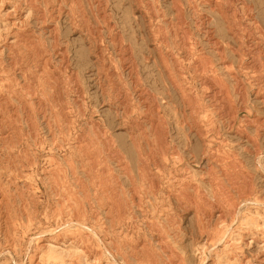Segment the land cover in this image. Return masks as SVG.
I'll list each match as a JSON object with an SVG mask.
<instances>
[{
  "label": "rangeland",
  "instance_id": "1",
  "mask_svg": "<svg viewBox=\"0 0 264 264\" xmlns=\"http://www.w3.org/2000/svg\"><path fill=\"white\" fill-rule=\"evenodd\" d=\"M235 20L208 0H0V264H264V46ZM218 188L235 215L209 208Z\"/></svg>",
  "mask_w": 264,
  "mask_h": 264
},
{
  "label": "bare ground",
  "instance_id": "2",
  "mask_svg": "<svg viewBox=\"0 0 264 264\" xmlns=\"http://www.w3.org/2000/svg\"><path fill=\"white\" fill-rule=\"evenodd\" d=\"M51 1V0H50ZM193 1V0H191ZM210 1L216 8H217V15L218 18L221 20H224V22H226L227 24V28L226 30H228V32L231 34L235 35L236 29L237 27L240 26V24H238V21L235 20L236 17L239 16H243L245 18L246 21H248V23H250L249 25L252 26L253 30L255 31V46L258 45H263L264 46V17H261L259 15L258 12V7L252 6L250 3H247L245 0H208ZM65 5V4H64ZM55 6V5H54ZM27 8V7H26ZM213 8V7H212ZM48 10V9H47ZM62 12V11H61ZM255 12V14H254ZM54 15V14H53ZM56 16V15H55ZM40 23V22H39ZM205 27V26H204ZM211 32V31H210ZM243 33V32H242ZM247 33V32H246ZM52 34V33H51ZM253 34V33H252ZM237 36V35H236ZM244 37V36H243ZM208 38V37H207ZM209 39V38H208ZM215 40V39H214ZM245 40V39H244ZM249 40V39H248ZM251 46V45H250ZM259 47V46H258ZM235 54L236 56H240L242 55V48H238L235 49ZM262 52V51H261ZM254 53V52H253ZM257 56V53H255ZM243 56V55H242ZM263 57V56H262ZM247 58V57H246ZM243 60V59H242ZM255 65V64H254ZM253 76H254V82H255V70L253 71ZM206 80V79H204ZM209 83V82H208ZM258 84V83H257ZM213 87V86H211ZM215 88V87H214ZM213 89V88H212ZM212 94V93H211ZM255 95V92H254ZM262 99V98H261ZM216 100V99H215ZM197 101V100H196ZM263 101V100H262ZM223 104V103H222ZM219 106V105H218ZM210 107V106H209ZM233 109V108H232ZM226 113V112H225ZM221 114V113H220ZM227 114V113H226ZM229 119V118H228ZM255 124V121H254ZM152 125V124H151ZM154 126V124H153ZM154 128V127H153ZM151 132V131H150ZM190 133V132H189ZM132 136V135H131ZM207 137V136H206ZM246 143L248 144V146L250 147L251 150V154L255 155V138H246ZM214 145V144H213ZM203 149V148H202ZM230 149V148H229ZM188 152L191 155L189 158L190 162H194L197 163L199 159L196 156V151L189 145L188 146ZM203 152H205V154H203V157H205L207 160L210 159V157H212L211 152V148L210 147H205L203 149ZM179 155V154H178ZM138 156V155H137ZM179 163L182 162V159L180 156H177ZM223 158V162H224V166L228 169H230L233 173L234 176H239L236 177L237 179H242L243 182L246 181V179H248V176L246 175V172L243 171L242 166L240 165L239 162L236 161V159H230L229 156L222 157ZM189 164V163H188ZM166 166V165H165ZM198 167V166H197ZM206 167V166H205ZM167 170V169H166ZM128 173V172H127ZM155 177V180L152 184L153 188L155 186V182L157 181V177ZM249 182V181H247ZM247 184V183H246ZM187 187L188 188H192V186L190 184H180L179 186V190H178V194H177V199H178V203H184L187 204V202L189 203V199H190V194L187 192ZM246 187V186H245ZM136 189V188H135ZM131 190V189H130ZM219 188L215 190V192H211V197L213 199L211 204L209 205L210 209H214L216 208V210L218 212L221 213H225L227 214H234L235 215V210H233L232 206H234L233 203H227L225 205V207L219 211V209L221 207L218 208V205H220L219 203H221V199H219ZM236 193V192H235ZM245 193V192H244ZM243 194V193H242ZM132 195V194H131ZM210 197V198H211ZM240 196H238L239 198ZM187 201V202H186ZM205 204V203H203ZM116 206V205H115ZM135 206V205H134ZM200 203L195 205V211H194V215L196 217L197 220V224L199 226H202V224L204 223V221H206V219H208V217L211 215L208 214L210 212V210L206 209L205 211H202L199 209ZM222 206V205H221ZM193 209V208H192ZM176 210V209H175ZM215 210V209H214ZM216 211V212H217ZM188 212V211H187ZM192 212V211H191ZM124 214V213H123ZM231 214V216H232ZM116 215V214H115ZM218 215V214H217ZM220 215V214H219ZM74 217V216H73ZM219 217V216H218ZM222 217V216H220ZM222 219V218H221ZM235 219V218H234ZM204 225V224H203ZM123 228V227H122ZM199 228V227H198ZM165 229V228H164ZM202 229V228H201ZM204 230V229H203ZM94 238V237H93ZM96 238V237H95ZM94 238V239H95ZM99 238V237H98ZM98 241V240H97ZM96 241V242H97ZM98 243V242H97ZM141 243V242H140ZM87 245V244H86ZM99 245V244H98ZM102 245V244H101ZM101 247V251L105 250L104 246H100ZM113 247V246H112ZM124 247V246H123ZM115 248V247H114ZM83 252V251H82ZM107 252V254L111 257V259L113 260L114 264H118L117 259L108 253V251H104ZM54 254V252H51ZM106 254V255H107ZM132 254V253H131ZM108 257V256H107ZM123 262V261H122Z\"/></svg>",
  "mask_w": 264,
  "mask_h": 264
}]
</instances>
